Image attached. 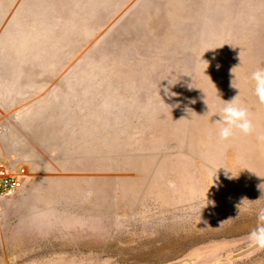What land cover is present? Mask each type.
I'll list each match as a JSON object with an SVG mask.
<instances>
[{
  "label": "rangeland",
  "instance_id": "obj_1",
  "mask_svg": "<svg viewBox=\"0 0 264 264\" xmlns=\"http://www.w3.org/2000/svg\"><path fill=\"white\" fill-rule=\"evenodd\" d=\"M260 68L264 0H0V264H264Z\"/></svg>",
  "mask_w": 264,
  "mask_h": 264
},
{
  "label": "clouds",
  "instance_id": "obj_2",
  "mask_svg": "<svg viewBox=\"0 0 264 264\" xmlns=\"http://www.w3.org/2000/svg\"><path fill=\"white\" fill-rule=\"evenodd\" d=\"M250 79L255 83V95L259 102L264 104V68L252 72ZM238 99L239 94L229 101L222 100L224 107L216 115L218 119L213 122L219 129V138L222 141H227L233 137L234 130H239L245 135L253 131L254 125L250 119L249 111L238 102ZM258 187L264 193V184ZM262 198H264V195L260 199ZM246 201L248 200L244 199L242 203ZM258 221L261 223L249 233L248 239L255 246L264 249V208H261L258 212Z\"/></svg>",
  "mask_w": 264,
  "mask_h": 264
},
{
  "label": "built area",
  "instance_id": "obj_3",
  "mask_svg": "<svg viewBox=\"0 0 264 264\" xmlns=\"http://www.w3.org/2000/svg\"><path fill=\"white\" fill-rule=\"evenodd\" d=\"M24 170H11L0 163V196L17 192L24 184Z\"/></svg>",
  "mask_w": 264,
  "mask_h": 264
},
{
  "label": "water",
  "instance_id": "obj_4",
  "mask_svg": "<svg viewBox=\"0 0 264 264\" xmlns=\"http://www.w3.org/2000/svg\"><path fill=\"white\" fill-rule=\"evenodd\" d=\"M182 263H183V261L177 262V263H169V264H182Z\"/></svg>",
  "mask_w": 264,
  "mask_h": 264
}]
</instances>
